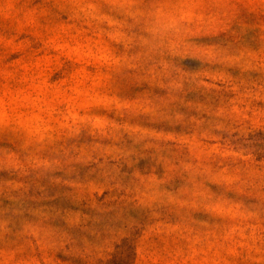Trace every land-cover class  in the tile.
<instances>
[{"label": "rangeland", "instance_id": "374dc122", "mask_svg": "<svg viewBox=\"0 0 264 264\" xmlns=\"http://www.w3.org/2000/svg\"><path fill=\"white\" fill-rule=\"evenodd\" d=\"M0 264H264V0H0Z\"/></svg>", "mask_w": 264, "mask_h": 264}]
</instances>
